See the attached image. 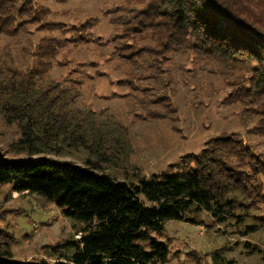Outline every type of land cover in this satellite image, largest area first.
<instances>
[{"label": "trees", "instance_id": "16d2710c", "mask_svg": "<svg viewBox=\"0 0 264 264\" xmlns=\"http://www.w3.org/2000/svg\"><path fill=\"white\" fill-rule=\"evenodd\" d=\"M112 1L105 10L112 32L102 40L94 31L100 24L96 15L58 21L35 0H0V35L21 36L32 28L41 33L20 50L2 48L0 114L6 123L19 125L21 136L10 154L0 148V184L52 202L84 223L79 238L66 242L72 253L58 252L53 263L12 261L14 236L0 226V245H5L0 264H158L169 252L160 240L165 223L196 224L202 212L220 224L252 218L241 233L264 226L263 214H253L264 206V148L256 150L238 132L216 134L172 171L136 182L101 170L100 162L111 157L100 134L90 138L96 160L77 164L39 155L57 141L89 147L72 104L85 81L106 75L100 64L121 75L114 86L144 118L175 111L174 72L222 73L229 87L223 103L238 106L241 125L264 145V0ZM83 48L107 50L97 52L101 63L85 64L77 59ZM15 52L20 67L14 64ZM65 65L66 72L49 77ZM9 210L15 211H0V220Z\"/></svg>", "mask_w": 264, "mask_h": 264}, {"label": "rangeland", "instance_id": "374dc122", "mask_svg": "<svg viewBox=\"0 0 264 264\" xmlns=\"http://www.w3.org/2000/svg\"><path fill=\"white\" fill-rule=\"evenodd\" d=\"M35 1L51 9L54 14L48 17L58 21L73 22L83 14L100 17V24L94 31L102 40L112 32L105 16V10L113 5L112 0ZM34 30L15 37L0 35V58L5 60L2 48L17 51L30 39L38 38L41 33ZM100 50L107 48H83L77 59L85 64L101 63L102 59L97 57ZM12 57L14 64L20 67L21 58L16 52ZM66 67L53 69L49 77L58 78L62 70L66 72ZM87 69L94 72V68ZM100 70L106 75L94 74L92 79L85 81L72 104L82 124L81 131L89 138L85 142L87 145L89 142V147L57 141L51 143L52 147H43L39 155L77 164H83L86 158L96 160L97 155L93 153L96 148L90 146V138L100 134L105 151L111 157V161L100 162L101 170L118 180L136 182L141 176L172 171L171 166L180 164L186 155L197 153L209 138L224 132H238L245 142L263 151V138L248 133L241 125L238 106L223 103L229 87L222 73L205 69L193 76H182L174 72L176 88L172 101L175 111L166 117L144 118L133 113L121 97L123 89L114 86L121 75L101 64ZM20 136L19 125L6 123L0 114L1 150L15 145ZM8 153H11L10 148ZM11 208L15 211L9 210L1 218L0 226L14 236L12 261L45 259L53 263L58 252L72 253L73 247L66 242L79 238L77 230L84 226L82 221L65 216L52 202L36 195L19 194L11 190L10 184H0V211ZM253 214L264 216V206L254 209ZM199 219L202 221L196 224L183 220L165 223L160 240L166 243L169 252L167 259L158 264H230L228 261H232L231 264H264V226L241 233L246 224H253L252 218H245L244 223L238 225L233 220L220 224L202 212ZM0 248L5 249V245Z\"/></svg>", "mask_w": 264, "mask_h": 264}]
</instances>
